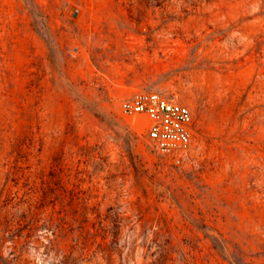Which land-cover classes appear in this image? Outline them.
I'll return each mask as SVG.
<instances>
[{
	"label": "rangeland",
	"instance_id": "1",
	"mask_svg": "<svg viewBox=\"0 0 264 264\" xmlns=\"http://www.w3.org/2000/svg\"><path fill=\"white\" fill-rule=\"evenodd\" d=\"M0 264H264V0H0Z\"/></svg>",
	"mask_w": 264,
	"mask_h": 264
},
{
	"label": "built area",
	"instance_id": "2",
	"mask_svg": "<svg viewBox=\"0 0 264 264\" xmlns=\"http://www.w3.org/2000/svg\"><path fill=\"white\" fill-rule=\"evenodd\" d=\"M130 118L144 117L147 136L164 157L183 156L192 146L193 115L190 108L159 91H139L120 103Z\"/></svg>",
	"mask_w": 264,
	"mask_h": 264
},
{
	"label": "bare ground",
	"instance_id": "3",
	"mask_svg": "<svg viewBox=\"0 0 264 264\" xmlns=\"http://www.w3.org/2000/svg\"><path fill=\"white\" fill-rule=\"evenodd\" d=\"M139 117H141V116H139ZM137 118V117H136ZM141 118H143V117H141ZM145 119V118H144Z\"/></svg>",
	"mask_w": 264,
	"mask_h": 264
}]
</instances>
